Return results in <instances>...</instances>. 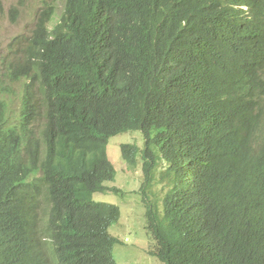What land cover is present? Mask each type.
I'll use <instances>...</instances> for the list:
<instances>
[{"label":"trees","instance_id":"trees-1","mask_svg":"<svg viewBox=\"0 0 264 264\" xmlns=\"http://www.w3.org/2000/svg\"><path fill=\"white\" fill-rule=\"evenodd\" d=\"M56 10L0 79V264H116L120 210L92 196L118 191L106 146L125 132L161 264H264V0H63L50 26Z\"/></svg>","mask_w":264,"mask_h":264},{"label":"rangeland","instance_id":"rangeland-1","mask_svg":"<svg viewBox=\"0 0 264 264\" xmlns=\"http://www.w3.org/2000/svg\"><path fill=\"white\" fill-rule=\"evenodd\" d=\"M3 13L0 16V79L2 71L12 58L10 43L20 35L28 36L35 25L36 16L45 4L57 7L56 14L50 26H53L62 8L63 0H1ZM7 83L14 93H19L22 82ZM14 113L19 109V98L10 96L7 99ZM134 144L143 147V137L140 132H125L109 138L106 154L113 165L116 175L113 181L106 182L108 188L118 189L93 194L94 202L115 205L119 208V219L109 228V234L117 239L113 246L112 256L116 264H161L154 256L155 241L147 230L144 206L140 187L142 184V161L137 160V166L130 168L121 155V145ZM164 167L159 163L155 173ZM153 184L147 193L148 200L162 214V194Z\"/></svg>","mask_w":264,"mask_h":264},{"label":"clouds","instance_id":"clouds-1","mask_svg":"<svg viewBox=\"0 0 264 264\" xmlns=\"http://www.w3.org/2000/svg\"><path fill=\"white\" fill-rule=\"evenodd\" d=\"M2 15V14H1Z\"/></svg>","mask_w":264,"mask_h":264}]
</instances>
